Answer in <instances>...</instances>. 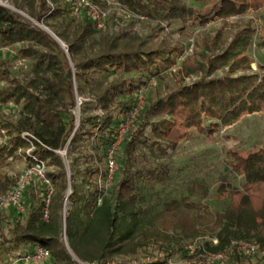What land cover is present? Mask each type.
I'll return each instance as SVG.
<instances>
[{"label":"trees","instance_id":"obj_1","mask_svg":"<svg viewBox=\"0 0 264 264\" xmlns=\"http://www.w3.org/2000/svg\"><path fill=\"white\" fill-rule=\"evenodd\" d=\"M8 1L15 10L0 4V48H14L28 70L19 80L9 59L0 58V104L18 108L15 121L0 116V194L16 182L17 175L10 176L8 167L21 158L26 167L36 159L52 166L45 175L53 192L47 219L42 218V187L24 219L9 224L7 238L0 243V264L22 263L14 257L25 264H105L149 249L158 255L141 264H166L178 253L197 264H212L208 257L225 251L232 241L254 242L256 250L232 251L224 263L260 264L264 146L245 155L226 152L228 169L242 177V183L216 187L217 198L227 202L222 210L207 202V187H200L199 194L192 187L177 197H150L147 188L163 183L168 169L152 164L143 150L164 154L194 132L212 139L221 127L264 110V61L259 72L238 74L253 63L247 51L256 35L254 27L243 26L225 43L222 26L211 38L196 40L192 53L183 56L181 43L153 41L156 33L146 38L113 33L106 23L97 29L89 9L74 17L65 0ZM91 1L106 8L102 0ZM112 3L128 13L112 14V19H150L160 31L178 24L183 33L264 8V0ZM259 45L264 47L263 36ZM172 69L175 87L153 95L146 91L139 106L137 92ZM194 73L197 78L185 82ZM125 126L114 178L97 204L103 194L98 180L105 172L106 151ZM63 149L65 156L59 153ZM27 191L33 194L32 188ZM210 229L213 238L197 241L188 254L185 241ZM38 247L47 250L46 259H33Z\"/></svg>","mask_w":264,"mask_h":264},{"label":"rangeland","instance_id":"obj_2","mask_svg":"<svg viewBox=\"0 0 264 264\" xmlns=\"http://www.w3.org/2000/svg\"><path fill=\"white\" fill-rule=\"evenodd\" d=\"M6 1L3 0L4 6L14 9L12 3L8 0ZM106 10L109 11V17L112 14H117L119 7L114 3H110L106 5ZM21 13L23 12L21 11ZM106 20V28L113 33L127 31L131 35H137L142 38L156 33L152 38L153 41L164 40L173 43L179 42L185 47L183 56L192 53L196 40L201 41L211 38L222 26L223 38L226 43L231 40L235 32L239 31L245 25H250L254 27L256 34L247 51L253 59V63L249 68L239 71L238 74L257 73L259 72L258 65L264 61V47L259 45L260 36L264 37V8L260 11H252L245 15L230 17L226 20H218L204 27H198L193 32L187 31V33L180 31L178 24L165 26L161 31L157 30V22L150 19L139 20L121 16L119 19L109 17ZM39 26L41 28L44 27L42 24H39ZM0 58L9 59V63L17 78L19 80L25 79L24 74L28 70L27 62L16 57L14 48H0ZM174 70L166 71L164 72V77L155 79L149 85L146 93L153 95L156 90L163 92L164 90L175 87V82L172 77ZM223 73L221 70L218 72L219 75H223ZM196 78L197 75L195 73L191 74L185 78V82H190ZM1 85H3V82L0 81ZM75 113L78 114V111ZM0 116L4 119L15 121L18 116V108L13 103L0 104ZM214 136V138L209 139L194 132L189 140L181 143L175 150L167 149L164 154L159 151L151 154L147 149H143L152 164L162 163L168 169V176L163 183L155 184L147 188L150 197L155 195L177 197L180 192L186 193L192 187L193 192L199 194L201 192L200 187H207V202L215 205L217 209L222 210L227 202L217 198L215 195L216 187L222 182H228L237 187L242 183V177L228 169L226 152L237 150L245 155L250 150L264 146V110L245 115L234 124L221 127ZM24 168H26L25 160L21 158L8 167V173L10 176L17 175L16 178H18ZM51 168L52 166L48 167V170ZM79 168H82V165ZM30 188L33 189L32 195H29L27 191ZM27 189L25 190V200H28V202H25L27 204L26 209L36 202L40 191H42L41 182L35 180L34 184H30ZM26 211L19 213L12 207L0 210V243L7 238L9 224L14 221H22ZM213 235L214 230L210 229L202 235L186 240L185 244L193 240L201 242L208 241L213 238ZM157 255L155 250L149 249L147 253L140 252L135 256L118 257L111 260L110 263L141 264L145 263L148 259H152V256L154 258ZM172 257L170 264H197L195 259L186 260L182 258V254L180 253ZM13 259L17 263H26V261L16 260L15 257ZM212 264L226 263L224 261H215ZM260 264H264V260Z\"/></svg>","mask_w":264,"mask_h":264},{"label":"built area","instance_id":"obj_3","mask_svg":"<svg viewBox=\"0 0 264 264\" xmlns=\"http://www.w3.org/2000/svg\"><path fill=\"white\" fill-rule=\"evenodd\" d=\"M47 1L50 3L49 0ZM65 1L70 3L71 14L74 17H80L85 11V9H89L91 20L95 24L96 28L101 29L105 27L106 19L109 14V11L106 10L105 7H101L100 5L93 3L91 0H65ZM5 2L7 1L5 0ZM102 2L108 5L112 3V0H102ZM0 4L5 5L3 4V0H0ZM117 14L127 15L128 13L124 8L119 7V11ZM148 88L149 85L137 92L136 96L138 99L139 106L143 103L144 95L145 92L148 90ZM126 129L127 126L119 130L118 134L113 138L111 145L106 151L105 167H104L105 172L104 175L100 177L98 180L99 187L100 189H102L103 194L97 198V204H100L103 195L109 189L112 180L114 178L117 168L116 155L122 136ZM23 135L29 136L28 133H24ZM32 149L33 146L27 149L28 155H30ZM59 153L65 156L66 149L59 151ZM48 167L50 166H47L45 161L36 159L33 164L24 168L22 173L17 178L16 182L5 193L0 194V210L12 207L14 208L15 211L19 213H24L27 206L25 204V201L23 200V197L25 195V190L29 187L30 184H34L35 180H38L41 182V185L44 189L43 192L44 204L42 208V218L47 219L49 213L50 196L53 192V185L45 175V173L48 170ZM68 194L69 192L67 193V195ZM212 241L216 242V239H213ZM196 248H197V240H193L187 243V245L185 246V251L188 254H192ZM255 250H256V244L254 242L232 241L228 249H226L223 252L210 255L208 257V260L211 263L215 261H223L232 251H237L240 253L247 254V253H252ZM47 256H48L47 250H45L42 247H38L35 251L33 259L40 261L46 259ZM172 258L173 257H168L166 264H170ZM79 264H89V263L79 261ZM105 264H111V263L107 262Z\"/></svg>","mask_w":264,"mask_h":264},{"label":"water","instance_id":"obj_4","mask_svg":"<svg viewBox=\"0 0 264 264\" xmlns=\"http://www.w3.org/2000/svg\"><path fill=\"white\" fill-rule=\"evenodd\" d=\"M43 29L45 30V31H47L50 35H52L54 38H56V36L48 29V28H46V27H43ZM56 40L62 45V43L60 42V40L59 39H57L56 38Z\"/></svg>","mask_w":264,"mask_h":264},{"label":"crops","instance_id":"obj_5","mask_svg":"<svg viewBox=\"0 0 264 264\" xmlns=\"http://www.w3.org/2000/svg\"><path fill=\"white\" fill-rule=\"evenodd\" d=\"M25 200V199H24ZM25 202H28V200H25ZM27 205V204H26Z\"/></svg>","mask_w":264,"mask_h":264}]
</instances>
